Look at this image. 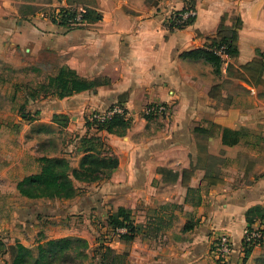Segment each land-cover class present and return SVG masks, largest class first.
I'll return each mask as SVG.
<instances>
[{"label": "crops", "instance_id": "obj_1", "mask_svg": "<svg viewBox=\"0 0 264 264\" xmlns=\"http://www.w3.org/2000/svg\"><path fill=\"white\" fill-rule=\"evenodd\" d=\"M192 1L193 24L168 32L166 18L185 0H91L101 20L71 29L35 12L41 1L0 0V264H11L17 243L34 250L67 237L87 241L82 264H102L101 245L112 251L107 264H218L211 248L220 231L233 246L226 264H264V239L246 258L243 247L245 229L264 215V0ZM220 27L234 30L237 55L221 57L216 72L189 54ZM62 68L109 84L63 99L31 90ZM154 103L169 115L146 117ZM113 105L127 112L125 126L87 125L89 113ZM91 136L103 142L101 157L117 159L108 177L73 180L71 199L19 193L41 157L78 169L80 140ZM120 208L130 241L107 226Z\"/></svg>", "mask_w": 264, "mask_h": 264}, {"label": "trees", "instance_id": "obj_2", "mask_svg": "<svg viewBox=\"0 0 264 264\" xmlns=\"http://www.w3.org/2000/svg\"><path fill=\"white\" fill-rule=\"evenodd\" d=\"M70 5L82 6L84 12L82 19L87 24H93L101 20V14L93 7L91 0H66ZM189 4L194 7V1L188 0ZM73 16V14H71ZM52 23L54 21H51ZM193 20H189L185 26L192 25ZM55 23V22H54ZM171 32V31H168ZM235 32L232 29L220 27L217 32V39H211L204 49H198L189 55L200 57L210 63L216 72L221 65V57L217 54L222 51L225 56L237 55V48L234 45ZM263 55L259 54L263 61ZM264 62V61H263ZM264 65V63H262ZM262 67L260 68V71ZM105 79L85 80L78 78L75 73L68 69L62 68L55 77H50L43 84L39 85L43 93H50L58 99L69 97L73 94L95 90L100 86L108 85ZM53 122L63 125L58 120V116H53ZM114 123L126 125L120 117H114L111 121L97 127V130L110 131V126ZM87 125L91 128L90 124ZM80 148L83 151L78 169L70 167L69 163L60 157H41V171L39 174L24 178L18 183L19 193L30 199L48 198V199H71L76 195V189L73 180L87 182L98 179L99 176L108 177L111 171L117 166V159L114 157H101L100 151L103 149V142L96 136L81 138ZM89 175H93L90 177ZM188 189V192H192ZM264 219V215L258 220ZM107 226L113 228H125L126 233L119 235L121 239L130 241L134 234V229L130 224L129 214L126 210L120 208L107 219ZM251 226V225H250ZM185 229H188L185 227ZM102 264H107V259L112 255L109 248L99 247ZM88 243L86 240L78 237H67L57 240H50L44 244L38 245L36 249L30 250L16 244L9 249L12 261L11 264H82L87 259ZM250 249H244L245 258L248 256Z\"/></svg>", "mask_w": 264, "mask_h": 264}, {"label": "built area", "instance_id": "obj_3", "mask_svg": "<svg viewBox=\"0 0 264 264\" xmlns=\"http://www.w3.org/2000/svg\"><path fill=\"white\" fill-rule=\"evenodd\" d=\"M84 9L79 5H70L66 0H55L52 15L48 16L50 21L59 27L71 29L85 25L82 19ZM73 14V16H71ZM196 10L195 6H191L188 0H185V7L179 12H173L168 15L165 20V29L167 31L175 32L185 29V24L189 20L195 19ZM188 27V26H187ZM220 57H224L222 51H218ZM264 61V55H263ZM170 113L169 105L163 103L148 104L144 108V115L146 117H164ZM114 117H120L124 121L128 119L127 112L120 105H113L103 112H91L87 115L86 121L90 124L91 128L97 130V127L104 125L111 121ZM111 235L119 236L126 233L125 228L110 229ZM264 239V219L258 220L256 225L250 226L245 229L243 234V247L250 249L258 245ZM232 241L229 235L225 232H218L212 243L211 254L218 264H226L232 253Z\"/></svg>", "mask_w": 264, "mask_h": 264}, {"label": "rangeland", "instance_id": "obj_4", "mask_svg": "<svg viewBox=\"0 0 264 264\" xmlns=\"http://www.w3.org/2000/svg\"><path fill=\"white\" fill-rule=\"evenodd\" d=\"M34 1H41V2H37L38 6H36L37 8L34 9L35 12H38V13L40 12L46 18H48V16L52 15L53 7L50 4H48V0H34ZM31 90L33 92H35L36 94L44 92L42 89L39 88V86H35V87L31 88ZM48 136H49V139L53 140V142L49 143L48 148H47V149H49V153L52 154L56 151L55 148L59 146V140L61 139V132H58L55 130V131L49 133ZM89 176L93 177V175H89ZM68 222L71 225H78V226L84 224V220H80L77 218L69 219ZM105 236H107V235H105ZM96 239L97 240L102 239V236H97ZM105 240L107 241L108 238H106ZM0 249H2V248L0 247Z\"/></svg>", "mask_w": 264, "mask_h": 264}]
</instances>
